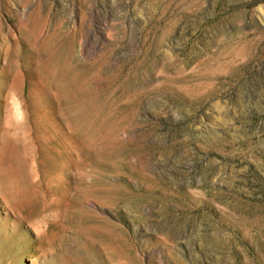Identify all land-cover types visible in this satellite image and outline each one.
<instances>
[{
    "label": "rangeland",
    "instance_id": "rangeland-1",
    "mask_svg": "<svg viewBox=\"0 0 264 264\" xmlns=\"http://www.w3.org/2000/svg\"><path fill=\"white\" fill-rule=\"evenodd\" d=\"M0 264H264V0H0Z\"/></svg>",
    "mask_w": 264,
    "mask_h": 264
},
{
    "label": "bare ground",
    "instance_id": "bare-ground-1",
    "mask_svg": "<svg viewBox=\"0 0 264 264\" xmlns=\"http://www.w3.org/2000/svg\"><path fill=\"white\" fill-rule=\"evenodd\" d=\"M15 113H19V114H21V113H20V110H19V108H18L17 106H14V114H15Z\"/></svg>",
    "mask_w": 264,
    "mask_h": 264
}]
</instances>
